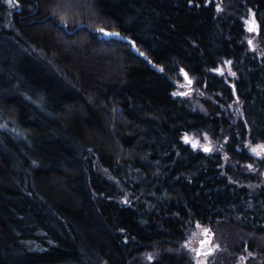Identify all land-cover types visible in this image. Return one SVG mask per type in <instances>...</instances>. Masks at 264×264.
<instances>
[{
	"label": "trees",
	"instance_id": "trees-1",
	"mask_svg": "<svg viewBox=\"0 0 264 264\" xmlns=\"http://www.w3.org/2000/svg\"><path fill=\"white\" fill-rule=\"evenodd\" d=\"M16 1L0 0V264H195L196 223L226 232L211 264L264 259L244 169L264 144V0ZM184 72L202 109L176 93ZM203 134L227 165L187 140Z\"/></svg>",
	"mask_w": 264,
	"mask_h": 264
},
{
	"label": "rangeland",
	"instance_id": "rangeland-1",
	"mask_svg": "<svg viewBox=\"0 0 264 264\" xmlns=\"http://www.w3.org/2000/svg\"><path fill=\"white\" fill-rule=\"evenodd\" d=\"M215 2L219 6L218 8L221 9V7H223L222 2ZM6 5L9 9H16L17 11H20V4L16 0H11V2H9V0H6ZM245 25L248 30V34L245 37L246 43L251 51L258 52V37L255 33L257 21L255 18V13L253 11L249 12V16L245 21ZM219 73L221 76L227 78H229V76L232 77L233 73L230 68V63L226 64V66L221 67L219 69ZM191 80L193 81L192 85H189L186 80L176 82V85L178 87L176 93L180 94V96H182L183 98L189 100L197 108L202 109L201 101L205 97V95L202 90L198 88L195 81L196 79L191 78ZM187 138L190 142L197 143L199 145L198 148L200 149L210 148L211 153H221L224 157L225 165L228 164V157L225 156L223 152V144L213 141L208 135L205 134L201 136L189 135L187 136ZM248 151L252 155V157L255 158V163L253 165L245 166L244 169H246L245 171L248 173H252L254 175L258 174V176H260L259 182L250 183L248 187L254 189L257 187L264 186V173L263 171H261V165H259L264 164V144L251 146L248 148ZM206 231L208 233H214L212 244L214 250L210 255L197 257L196 253L200 246V242L208 236L206 234ZM224 232H219L217 229L215 230V227L211 225H200L196 223L194 227L188 232L187 240L186 242H184V249L188 251L195 264H211V262L217 261L219 257L222 256V254L224 253L223 236L226 233ZM262 249H264L263 245ZM259 252L261 254L246 253L245 255L239 256V261L237 264H264V259H261V255H263L262 250L260 249ZM153 259L154 256L150 253L142 258V260L145 262H151L153 261Z\"/></svg>",
	"mask_w": 264,
	"mask_h": 264
},
{
	"label": "water",
	"instance_id": "water-1",
	"mask_svg": "<svg viewBox=\"0 0 264 264\" xmlns=\"http://www.w3.org/2000/svg\"><path fill=\"white\" fill-rule=\"evenodd\" d=\"M83 27H86L85 25H79L77 28L74 29V31H69L68 27L65 26V29L66 31L69 33V34H73L74 32H76L78 29H81ZM108 32H117V31H111V30H107ZM95 34H100V37L101 38H104L106 40H116V41H120V42H124V43H127L129 45L132 46V51L138 55L139 57L143 58L144 57V54L138 50L135 42L127 37V36H124L122 35L120 32V35L119 36H110V35H107L105 33H102L99 30H95L93 31ZM184 76H185V80L186 82L189 84V85H192L193 84V81L191 80V78L184 72ZM188 140V138H187ZM195 146H198L197 143H194ZM204 151H210V148H203ZM206 234L208 235L204 240H202L200 242V246L197 250V253H196V256L199 257V256H207V255H210L214 248H213V237H214V233L210 232L208 233L206 231Z\"/></svg>",
	"mask_w": 264,
	"mask_h": 264
},
{
	"label": "snow or ice",
	"instance_id": "snow-or-ice-1",
	"mask_svg": "<svg viewBox=\"0 0 264 264\" xmlns=\"http://www.w3.org/2000/svg\"><path fill=\"white\" fill-rule=\"evenodd\" d=\"M9 2H11V0H9ZM100 31L102 33H105V34L110 35V36H119L120 35L119 32H108L106 29H103V28H101Z\"/></svg>",
	"mask_w": 264,
	"mask_h": 264
}]
</instances>
